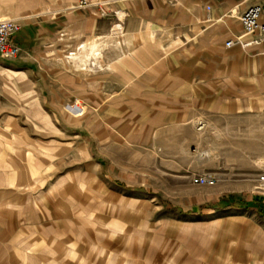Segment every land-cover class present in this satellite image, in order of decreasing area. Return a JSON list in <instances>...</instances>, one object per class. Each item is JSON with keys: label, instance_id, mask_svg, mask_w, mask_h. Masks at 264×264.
Returning a JSON list of instances; mask_svg holds the SVG:
<instances>
[{"label": "crops", "instance_id": "0c3cea01", "mask_svg": "<svg viewBox=\"0 0 264 264\" xmlns=\"http://www.w3.org/2000/svg\"><path fill=\"white\" fill-rule=\"evenodd\" d=\"M80 1L0 0V19H17L22 25L13 36L21 53L0 56V195L9 198L0 200V208L12 210L14 198L25 191L55 187L49 176L58 173L63 152L78 150L77 134L65 130L82 115L88 129L101 130L103 146L157 143L163 130L166 143L176 145L169 149L172 158H190L189 148L196 145L197 174L218 179L213 186L194 184L206 194L199 206L178 210L181 215L198 216L207 209L220 214L207 220L222 226L242 210L264 220V189L252 184L264 173V40L246 48L226 47L243 35L239 16L252 2L92 0L79 9ZM97 4L111 5L124 17L125 39L115 45L117 56L104 50L98 63L107 67L96 74L91 69L85 77L60 73L51 79L38 70L36 63L45 58L32 51L48 46L63 29L85 38L82 45L101 41L102 49L114 46L104 34L110 26L96 23L104 20L95 17ZM74 97L86 109L69 104L67 112L64 106ZM243 187L252 191L251 199H240ZM28 210L30 224L45 220L40 209ZM2 222L14 232V222Z\"/></svg>", "mask_w": 264, "mask_h": 264}, {"label": "rangeland", "instance_id": "374dc122", "mask_svg": "<svg viewBox=\"0 0 264 264\" xmlns=\"http://www.w3.org/2000/svg\"><path fill=\"white\" fill-rule=\"evenodd\" d=\"M96 6L95 17L104 19L96 23L110 26L105 39L114 43L105 46L102 54L105 50L117 56L115 45L125 39L124 17L111 10V5L110 9L105 4ZM76 7L87 8L80 3ZM85 40L63 29L52 35L48 46L31 54L45 58L36 65L51 79L60 73L85 77L91 69L101 73V67H107L102 63H82L86 58L79 46ZM73 53L82 60L69 59ZM69 104L83 105L78 97L65 110ZM94 114L98 121L100 113ZM80 118L68 131L63 127L65 133L77 134L78 150L63 152L58 173L49 176L55 187L47 184L38 191H25L14 198L12 210L0 208V220L15 223L12 233L5 222L0 223V264H230L229 258L236 260L234 264H264L262 218L238 210L231 214L235 220L220 226L207 220L220 214L206 208L198 216L178 212L199 206L198 199L206 194L192 180L204 175L196 171L200 169L196 145L189 148L190 158H172L169 149L176 145L166 143L163 130L157 143L103 146L98 137L101 130L88 129L85 117ZM252 184L259 187L256 181ZM242 189L240 199H251L252 191ZM0 200L9 198L0 195ZM47 200L52 201L48 206ZM28 206L40 209L41 216L44 212L45 220L30 224Z\"/></svg>", "mask_w": 264, "mask_h": 264}, {"label": "built area", "instance_id": "2783aa9c", "mask_svg": "<svg viewBox=\"0 0 264 264\" xmlns=\"http://www.w3.org/2000/svg\"><path fill=\"white\" fill-rule=\"evenodd\" d=\"M242 2H252L239 19L244 33L226 43L227 48L233 45H240L243 48L257 44L264 40V0H241ZM90 0H81L80 7H87ZM22 29L21 23L17 19H0V56L2 58H15L21 53V48L13 41V36ZM198 129L204 128L203 122H198ZM193 183L197 185L213 186L217 183V177L212 174H204L193 177ZM259 189H264V173L258 177Z\"/></svg>", "mask_w": 264, "mask_h": 264}, {"label": "bare ground", "instance_id": "6f19581e", "mask_svg": "<svg viewBox=\"0 0 264 264\" xmlns=\"http://www.w3.org/2000/svg\"><path fill=\"white\" fill-rule=\"evenodd\" d=\"M103 46L104 44L102 45V43L101 42L99 43L98 41H93L89 45H82L81 47H79V50H82L81 53H84L83 56L86 58V60L85 59L82 60V56L80 54L77 55L76 53H73L72 55L75 56H71L69 57V59L74 61L82 60L83 65L90 63L92 66H97V65L102 66L98 64V60L102 58Z\"/></svg>", "mask_w": 264, "mask_h": 264}]
</instances>
